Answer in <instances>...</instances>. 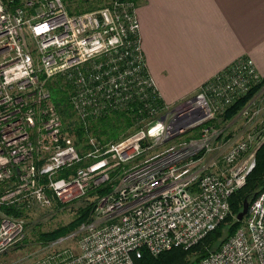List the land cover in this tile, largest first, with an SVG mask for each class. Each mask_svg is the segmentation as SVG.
Here are the masks:
<instances>
[{
	"label": "built area",
	"instance_id": "obj_1",
	"mask_svg": "<svg viewBox=\"0 0 264 264\" xmlns=\"http://www.w3.org/2000/svg\"><path fill=\"white\" fill-rule=\"evenodd\" d=\"M134 7L108 0L70 13L65 0H0V253L24 232L23 220L1 207L64 204L115 178L78 229L76 253L66 250L47 264H134L143 251L186 249L228 214V198L244 184L264 136L248 132L219 153L215 140L223 128L206 123L262 77L250 58L240 57L193 95L158 104ZM54 77L69 86L68 103L79 118L135 102L144 112L139 126L103 149L89 138L93 149L80 155L45 86ZM260 91L237 113L246 123L260 113ZM186 131L188 140L124 166ZM195 264H264V190L248 203L234 233Z\"/></svg>",
	"mask_w": 264,
	"mask_h": 264
},
{
	"label": "crops",
	"instance_id": "obj_2",
	"mask_svg": "<svg viewBox=\"0 0 264 264\" xmlns=\"http://www.w3.org/2000/svg\"><path fill=\"white\" fill-rule=\"evenodd\" d=\"M145 69L165 105L240 57L264 77V0H134Z\"/></svg>",
	"mask_w": 264,
	"mask_h": 264
},
{
	"label": "trees",
	"instance_id": "obj_3",
	"mask_svg": "<svg viewBox=\"0 0 264 264\" xmlns=\"http://www.w3.org/2000/svg\"><path fill=\"white\" fill-rule=\"evenodd\" d=\"M135 5L134 0H129ZM66 8L70 13L89 11L98 6H82L79 3L74 4L72 0H65ZM264 85V77L253 86L245 95L235 100L229 105L221 115L222 122H229L236 114L257 94ZM45 86L50 94V99L55 107L60 121L62 123V132L68 136L80 155L93 149L89 143V138L94 139V145L101 146L103 149L107 144L118 141L122 137L131 133L139 126V120L143 111L138 112L141 106L138 103H131L122 109L112 110L96 117H87L81 119L76 116L71 109L68 98L70 89L65 81L60 77H54L46 81ZM158 104H162L159 98H156ZM214 120L207 124L213 123ZM260 134L264 136V119L260 125ZM222 128V127H221ZM226 135L225 137H228ZM83 162L73 167L82 165ZM71 168L62 169L57 173L58 176H66L71 172ZM113 181L102 183L89 189L85 195L93 197L91 201H85L77 207L73 217L67 223L58 225L55 228L37 233V240L42 244L56 241L64 236L74 233L82 224L87 222L94 206V200L111 191ZM264 190V138L258 145L254 153V166L245 177L244 184L237 188L228 198L229 212L224 219L219 222L212 230L208 231L195 244L183 249L180 246L171 247L168 250L161 251L156 255H150L143 251L139 258H134V264H195L201 258L207 256L210 252L216 250L222 241L232 235L241 225L242 220L236 221L235 215L241 209L242 201L247 199L248 203ZM84 195V196H85ZM57 207L62 204L53 203ZM5 213L16 217H24L26 211L24 208L14 206L1 207ZM222 229H225L223 234ZM16 245V244H15Z\"/></svg>",
	"mask_w": 264,
	"mask_h": 264
},
{
	"label": "rangeland",
	"instance_id": "obj_4",
	"mask_svg": "<svg viewBox=\"0 0 264 264\" xmlns=\"http://www.w3.org/2000/svg\"><path fill=\"white\" fill-rule=\"evenodd\" d=\"M72 1L74 2V4L80 2V4L84 7L88 5L99 7L106 4L108 0ZM256 99V104L260 110V113L250 124L246 123L245 118L238 114L229 122H222L220 117L216 116L213 123L217 124V127L223 128V132L221 135H219V139L215 140V145L219 146L217 149L219 153L225 150L230 145L234 144L236 141L243 139L248 132L257 134V132L260 131V125L264 119V85L262 86L261 91ZM228 134L229 136L225 137ZM191 136L192 132L187 131L183 134H179L164 142L163 144L156 146L152 150H146L142 152L140 156L124 164V166L128 167L135 163H138L145 157L150 156L156 152H161L163 149L167 148L170 145L176 144L180 141L188 140ZM91 140L94 142L93 138H91ZM112 181L114 183L113 186L115 187L118 183V178H115ZM91 200H93V197L85 195L70 202L64 203L61 207L55 206L53 204L54 202H52L49 207L43 208L31 205L26 208V215L24 217H20L24 222L23 237L16 245L12 246L7 251L0 253V264H32L36 261L44 262L45 264H47L52 263L57 254L60 255L62 252L70 251L71 253H76V240L78 236L77 231L78 229H80V227H82V225L74 233L47 244H42L37 240V233L48 231L58 225L67 223L73 217L77 207L81 206L85 201ZM88 219L91 220V217H88ZM222 232L224 234L225 229H222ZM63 255L64 253H62L60 256ZM51 256L54 258H49L42 261L43 259Z\"/></svg>",
	"mask_w": 264,
	"mask_h": 264
},
{
	"label": "water",
	"instance_id": "obj_5",
	"mask_svg": "<svg viewBox=\"0 0 264 264\" xmlns=\"http://www.w3.org/2000/svg\"><path fill=\"white\" fill-rule=\"evenodd\" d=\"M248 207V201L246 198L243 199L241 209L236 213L235 220L240 221L244 217Z\"/></svg>",
	"mask_w": 264,
	"mask_h": 264
}]
</instances>
